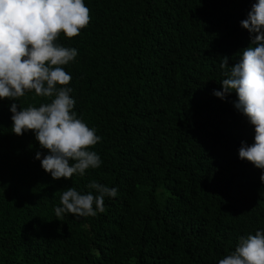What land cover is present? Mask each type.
<instances>
[{
  "label": "trees",
  "instance_id": "trees-1",
  "mask_svg": "<svg viewBox=\"0 0 264 264\" xmlns=\"http://www.w3.org/2000/svg\"><path fill=\"white\" fill-rule=\"evenodd\" d=\"M256 0H84L90 24L58 43L78 55L74 111L102 140L99 168L59 180L32 131L12 132L10 106L39 107L34 90L0 100V264H218L264 231V169L239 158L255 129L216 97L251 43L240 22ZM118 189L95 217L57 218L68 187ZM95 207V206H94Z\"/></svg>",
  "mask_w": 264,
  "mask_h": 264
},
{
  "label": "clouds",
  "instance_id": "clouds-1",
  "mask_svg": "<svg viewBox=\"0 0 264 264\" xmlns=\"http://www.w3.org/2000/svg\"><path fill=\"white\" fill-rule=\"evenodd\" d=\"M91 21L84 0H0V100L17 101L33 91L49 102L39 107L21 108L12 103V132L23 135L32 131L47 155L37 151L35 158L53 179L84 176L86 170L99 168L100 156L93 150L102 140L74 111L72 76L65 65L74 61L78 52L58 43L63 33L67 38L80 35ZM248 30L251 43L242 49L239 60L229 65L220 59L224 70L222 91L214 95L225 99L235 92L234 107L254 126V143L242 142L239 158L264 169V0L252 4L247 18L240 22ZM264 182V174L260 177ZM82 194L68 187L60 197L61 207L54 209L57 218L65 213L95 217L104 213L105 197H116L118 189L91 181ZM95 206V207H94ZM218 264H264V231L241 237L235 250Z\"/></svg>",
  "mask_w": 264,
  "mask_h": 264
}]
</instances>
